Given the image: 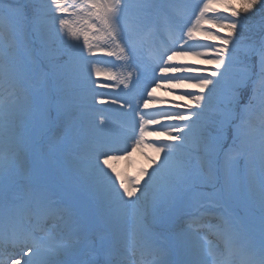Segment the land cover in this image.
Wrapping results in <instances>:
<instances>
[{
  "label": "snow or ice",
  "instance_id": "1",
  "mask_svg": "<svg viewBox=\"0 0 264 264\" xmlns=\"http://www.w3.org/2000/svg\"><path fill=\"white\" fill-rule=\"evenodd\" d=\"M240 3L222 34L211 0H0V264H264V0ZM162 87L198 91L158 119Z\"/></svg>",
  "mask_w": 264,
  "mask_h": 264
},
{
  "label": "rangeland",
  "instance_id": "2",
  "mask_svg": "<svg viewBox=\"0 0 264 264\" xmlns=\"http://www.w3.org/2000/svg\"><path fill=\"white\" fill-rule=\"evenodd\" d=\"M215 1V2H213ZM66 2L69 4L70 10H71V5L73 3V0H66ZM76 3H79V0H75ZM228 0H211V7L215 9L214 13H209V15H213L212 19H205V22L202 23L201 27L203 28H214L213 26H210L211 21L212 22H225L223 20V17L226 15H230L229 12H225L226 4ZM234 5L239 8L241 7L240 0H231ZM199 3V1L195 2ZM70 22L75 21L73 26H78L79 21L78 18L71 17L69 18ZM215 31H221L222 34H227V30H221L217 27L214 29ZM195 39L197 41H200L201 43H218V41H209L205 40L204 34L202 32H198L196 34ZM176 63H188V62H194L192 57H178ZM204 67L211 68L212 65H205ZM99 71L100 75L96 77L98 80H106L107 76L109 74V69H107L106 66H101L100 64H95L94 65V71ZM189 83H193L194 81H188ZM159 92H165L164 96L158 97V103L163 104L165 108H172L174 107L173 102L179 104V103H186V101H181L180 96L183 94L185 91H191V92H197L198 89L195 88H186L182 90H177L170 92L166 89V87H162L158 89ZM103 91V90H101ZM169 104V106H167ZM158 119L160 118L159 116L157 117ZM163 123V121H162ZM161 130V129H158ZM149 157H155V155L152 154V150L150 147H145L143 149L138 148L136 151L132 152V154L128 157V159H121L118 161H114L113 165L117 169V171L120 172L122 177H138L140 175V170L141 169H149L151 170L150 167V161ZM154 166V165H153Z\"/></svg>",
  "mask_w": 264,
  "mask_h": 264
},
{
  "label": "bare ground",
  "instance_id": "3",
  "mask_svg": "<svg viewBox=\"0 0 264 264\" xmlns=\"http://www.w3.org/2000/svg\"><path fill=\"white\" fill-rule=\"evenodd\" d=\"M165 92H156V96L157 97H162L164 96ZM152 108L155 109V110H159L160 109V104L159 103H152ZM157 113V112H155ZM151 150H152V154L153 155H156V153L154 152L153 148L151 147Z\"/></svg>",
  "mask_w": 264,
  "mask_h": 264
}]
</instances>
